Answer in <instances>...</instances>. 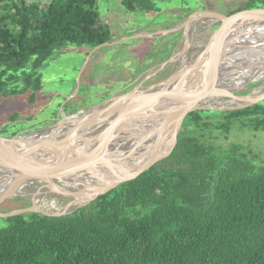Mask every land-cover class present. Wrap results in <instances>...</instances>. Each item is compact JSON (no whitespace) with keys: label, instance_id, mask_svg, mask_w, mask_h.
Wrapping results in <instances>:
<instances>
[{"label":"trees","instance_id":"16d2710c","mask_svg":"<svg viewBox=\"0 0 264 264\" xmlns=\"http://www.w3.org/2000/svg\"><path fill=\"white\" fill-rule=\"evenodd\" d=\"M121 4L157 8L156 0ZM0 8V96L29 94L35 103L39 70L55 51L112 41L97 0H0ZM262 8L264 0H247L229 15ZM30 60L24 86L9 89ZM244 130L264 131V100L190 113L168 156L87 207L0 218V264H264V152L230 140ZM27 206L8 200L0 212Z\"/></svg>","mask_w":264,"mask_h":264},{"label":"water","instance_id":"95a60500","mask_svg":"<svg viewBox=\"0 0 264 264\" xmlns=\"http://www.w3.org/2000/svg\"><path fill=\"white\" fill-rule=\"evenodd\" d=\"M198 22L206 26L207 42L194 57L179 63ZM179 31L180 51L149 69L130 91L64 114L41 129L0 137V185L8 183L0 192V206L18 198L28 204L0 212V218L71 215L168 156L190 113L239 110L264 100V8L234 15L194 12L170 29L112 40L94 51ZM168 65H173L168 77L142 85ZM234 77L237 81L228 84ZM253 83L259 86L250 93H236Z\"/></svg>","mask_w":264,"mask_h":264},{"label":"rangeland","instance_id":"374dc122","mask_svg":"<svg viewBox=\"0 0 264 264\" xmlns=\"http://www.w3.org/2000/svg\"><path fill=\"white\" fill-rule=\"evenodd\" d=\"M246 3L247 0H156V11L129 12L122 6L121 0H97V10L101 21L110 29L112 40H119L140 33L170 29L194 12L213 11L229 15ZM1 11L0 8V13ZM197 24V28L191 31V46L179 63L194 57L207 42V38L203 36L206 26L201 22ZM182 32L161 38H134L95 51L72 44L55 51L54 56L39 70L41 85L35 103L29 100V94L0 96V137H10L14 132L29 133L41 129L57 116L59 118L54 123L64 114L73 115L113 95L130 91L145 79L149 69L159 67L174 52L180 51ZM31 64L32 60L28 61L25 70L17 73L20 78L14 81V85H9V89L24 86V72H28ZM172 69L173 65H168L142 85L148 87L165 79ZM258 86L259 83L249 84L246 89L236 93L244 95ZM16 113L18 118L10 120V116ZM238 132L230 134L231 141H246L253 148L264 152V131L257 134L250 130ZM20 200L16 199L18 202L23 201ZM1 223L5 225L2 220Z\"/></svg>","mask_w":264,"mask_h":264},{"label":"bare ground","instance_id":"6f19581e","mask_svg":"<svg viewBox=\"0 0 264 264\" xmlns=\"http://www.w3.org/2000/svg\"><path fill=\"white\" fill-rule=\"evenodd\" d=\"M203 34V33H202ZM198 38V37H197ZM198 48V47H197ZM246 75V74H245ZM243 76V75H242ZM242 76H240V77H242ZM237 80H235V77L234 78H232V80H231V78H230V81L228 82V84H231V83H233L234 84V82H236ZM5 175V174H4ZM7 182H4V184H1L0 186H2V187H0V192L4 189V188H6L7 187ZM38 200V199H37ZM58 206V205H57Z\"/></svg>","mask_w":264,"mask_h":264},{"label":"built area","instance_id":"2783aa9c","mask_svg":"<svg viewBox=\"0 0 264 264\" xmlns=\"http://www.w3.org/2000/svg\"><path fill=\"white\" fill-rule=\"evenodd\" d=\"M27 2L45 4V3H49L50 0H27Z\"/></svg>","mask_w":264,"mask_h":264},{"label":"flooded vegetation","instance_id":"af4514ba","mask_svg":"<svg viewBox=\"0 0 264 264\" xmlns=\"http://www.w3.org/2000/svg\"><path fill=\"white\" fill-rule=\"evenodd\" d=\"M67 100H68V99H67ZM67 104L69 105V103H67ZM57 118H59V117L57 116V117L53 118V119H52V120H53L52 122H50V123H48V124H46V125H44V126H47V125H50V124L54 123V121L57 120ZM42 127H43V126H42Z\"/></svg>","mask_w":264,"mask_h":264}]
</instances>
